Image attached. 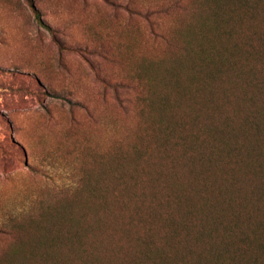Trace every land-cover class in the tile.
<instances>
[{
	"label": "rangeland",
	"instance_id": "rangeland-1",
	"mask_svg": "<svg viewBox=\"0 0 264 264\" xmlns=\"http://www.w3.org/2000/svg\"><path fill=\"white\" fill-rule=\"evenodd\" d=\"M31 2L41 22L27 0H0V264H133L147 241L160 251L177 248L178 255L184 248L181 256L189 259L187 247L197 248L190 210L201 208L203 198L204 210L217 202L207 214L218 218L220 234L229 218L221 210L240 211L246 190L232 187L220 201L221 179L241 178L250 186L255 179L245 152L262 136L242 119L250 97L264 106L263 89L252 83L264 77V4L250 17L237 11L229 18L236 32L231 41L246 53L234 85L230 73L223 89H214L217 103L223 94L229 99L212 121L230 119L229 127L241 130L238 136L230 132L232 139L246 145L239 157V145H233L229 160L226 150V164L218 163L207 179L196 164L189 174L196 147L211 148L205 132L191 143L198 137L195 102L188 103L195 90L189 93L184 70L180 100L167 77L177 62L182 69L197 63V22L211 6L203 0ZM216 40L212 32L204 38L210 47ZM166 95L182 128L158 125ZM205 188L212 194L206 197ZM250 203H241L244 212L262 206ZM43 221L46 234L37 230ZM15 235L31 244L47 242L48 259L5 260ZM136 264L149 263L142 257Z\"/></svg>",
	"mask_w": 264,
	"mask_h": 264
},
{
	"label": "trees",
	"instance_id": "trees-1",
	"mask_svg": "<svg viewBox=\"0 0 264 264\" xmlns=\"http://www.w3.org/2000/svg\"><path fill=\"white\" fill-rule=\"evenodd\" d=\"M27 1L32 7L37 20L41 22L31 0ZM203 2H206V5L209 7L211 6L210 15L208 17L206 16L207 18L204 20L197 22L200 40L193 42L194 46L195 43L199 44L198 54L201 56L198 59L193 53L186 52L187 55L192 54L195 56V60L197 58V63L195 62L189 67H185L184 64L182 69V65L180 67L177 65V62L176 68L174 66L171 67L169 77L167 78L170 83H172L173 80L172 85L174 86V90L178 91L180 100L183 98L181 97L183 91L182 88H180L179 80L184 70L183 73L187 74L188 77L189 93L190 89L193 88V90H195L193 98L190 96L188 103L191 102V100L195 102L193 103V109L195 110L192 120L198 125V137L196 136L194 140H191V143L197 142L198 144L200 137H202L205 132L207 139L210 138L211 140V148H209L208 152H203L198 151L196 147L195 155L189 160V174L194 176L191 170H193L195 166L194 164H196V169L197 167L205 169V177L209 179L211 175L213 176L210 172L214 167L218 166V163L222 162L224 165L226 164V156L224 157L223 155L226 153V150L228 151L227 160H229L235 152L234 147L232 148L233 145H239L238 157L239 155L241 156L240 153H242L246 145L245 143H240L239 140L232 139L230 132L238 136V132L241 130H239V127L238 132H236L233 127H229L231 124L230 119L225 117L224 119H220L218 123L212 121L218 110L220 108L222 109L229 99L227 94H223L221 102L217 103V101L213 99L214 89L221 91L223 89L221 86L222 81L226 78L227 74L230 73L234 85V81L241 77L242 69L239 66L240 60L242 54L246 53L242 51V47L238 45L239 43L237 44L231 41L236 32H234V29L231 31L232 27L229 24V18L237 11L244 16H252L260 4H264V0H203ZM224 28H228V30H225ZM211 32L217 36V42L215 43L216 45L210 47L204 42V38L207 34L210 35ZM247 47L249 46L246 45V48ZM256 52L257 51H254L255 55ZM179 63H181V61ZM254 82H256L254 86L256 90L259 89L260 85V88L264 91V77L252 81V83ZM167 87L168 86L166 85L165 90ZM120 89L126 91L129 87L121 86ZM226 92L227 91H223V93ZM250 98V100L248 99V101H250L248 107L249 111L243 117L242 122L244 126L250 125L249 127L254 129L256 135L262 136V142L250 144V149L247 148L245 152L247 154L245 158V166L255 171V179L252 186L247 184V181H243L241 178L235 177L230 181L227 179H221V184L217 190V195L221 198L219 200L223 201L226 193L228 194V197H230V188L237 187L243 189V187H245L246 190L244 193L241 192V200L238 203L240 211H230L233 208H230V210H221V213L225 212L221 217L225 219V217L229 216V218L228 221H226V224L228 225H224L223 232L219 234L218 226H220V223H218V218L207 214V211L210 209L213 211L217 208V202L211 204L209 210H204L202 209L205 207V199L203 198L204 202L200 204L201 208L190 210L191 213L196 216L195 219L197 220V225L194 228V230L196 229L195 237L192 238L197 248L193 250L191 247H187L186 251H188L187 254L189 259H183L181 256L185 251L184 248H181V254L179 253L178 255L177 248H174L172 252H169V250L160 251L152 241H147L144 243L143 250H139L140 252L135 253L133 264H136L137 260L142 257L148 259L149 264H264V106H257L255 95ZM114 100L117 103H120L117 95H115ZM144 100H146V102L148 101L147 104L150 105V107L152 106V100L150 98ZM159 107L160 122L158 125L160 127H164L165 130H171V128L174 130L176 124H178L177 129L182 128V118H180L179 122L173 121L172 113L170 112L171 104L170 102L168 103L167 95L160 99ZM207 114L211 119L210 122L208 121ZM203 126L205 129L201 131ZM199 144L202 145L201 142ZM247 157L250 158L249 161H247ZM254 162H257L258 165L257 163L254 165ZM249 163L253 164L249 165ZM201 169L199 171H201ZM205 189L206 197L207 194H212V190L210 192L207 188ZM195 191L198 194H201V189L198 188V185H196ZM180 198L185 200L186 197ZM232 200V197L228 199V201ZM206 201L208 202V199H206ZM246 201H251L250 204L252 207H254V202H258L262 205L259 209L260 211L258 210L255 212L250 210L244 212V206L241 203L244 202L246 204ZM193 208L194 202L192 209ZM46 217H48V215ZM43 224L46 223L44 221L40 222L37 226V230H42L41 234H46L45 231L47 228L43 227ZM35 234L37 233L35 232ZM25 239L26 237L24 236L15 235L14 240L7 249L8 251L5 250V252L7 251L6 254L4 252L6 256L4 259L12 260L19 256L23 257L24 260L30 259L32 256L39 257V259L41 258L42 260L48 259L47 242L38 240L35 241L34 244H31L29 241H24ZM44 246H46L45 250ZM177 255L178 257L181 256V258H177ZM155 257L157 259H155ZM69 262L70 261L63 264H72Z\"/></svg>",
	"mask_w": 264,
	"mask_h": 264
}]
</instances>
